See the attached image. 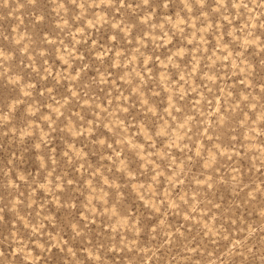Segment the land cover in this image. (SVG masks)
<instances>
[{"label":"rangeland","instance_id":"rangeland-1","mask_svg":"<svg viewBox=\"0 0 264 264\" xmlns=\"http://www.w3.org/2000/svg\"><path fill=\"white\" fill-rule=\"evenodd\" d=\"M0 264H264V0H0Z\"/></svg>","mask_w":264,"mask_h":264}]
</instances>
